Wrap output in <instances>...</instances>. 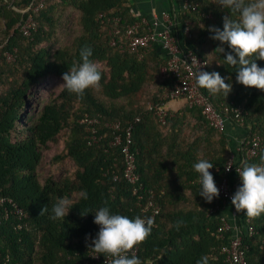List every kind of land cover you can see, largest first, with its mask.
Returning a JSON list of instances; mask_svg holds the SVG:
<instances>
[{"label":"trees","instance_id":"16d2710c","mask_svg":"<svg viewBox=\"0 0 264 264\" xmlns=\"http://www.w3.org/2000/svg\"><path fill=\"white\" fill-rule=\"evenodd\" d=\"M131 1L45 0L34 11L30 6L38 0H0V195L17 201L28 214L6 218L2 213L0 264H72L86 258L99 230L93 219L100 207L130 218L143 214L150 218L151 213L142 211L146 199L139 203L135 184L125 177L123 147L130 125L131 150L144 184L141 192L146 197L153 194L161 206L150 235L139 243L141 264H196L202 255L208 256L209 264H231L221 249L234 229L225 228L219 237L224 209L209 213L213 204L224 208L223 198L206 202L199 195V174L193 168L199 159H208L216 185L226 176L238 180L237 173L225 170L227 128H215L202 107L189 103L190 115L170 114L165 124L150 109V101L163 105L169 100L176 76L162 72L167 57L160 45L142 57L143 49L121 51L126 27L142 18ZM186 2L177 11L180 24L175 34L181 45L189 42L208 59L209 72L218 71L232 83L226 97L202 91L219 109L243 107V122L228 121L245 128L246 139L264 137V90L236 82L235 67L225 62L217 49L220 42L211 39L208 30L211 25L222 28L228 10L215 0ZM30 15L35 26L27 35L22 25ZM76 18L79 30L70 39L65 30ZM187 20L190 32L185 34ZM85 45L93 50L90 59L101 80L78 96L64 88L62 74L80 63L79 50ZM223 47L227 51V45ZM253 59L264 67V60ZM47 79H58L57 88L51 90L49 100L32 105L36 88ZM32 106L37 110L32 111ZM87 115L100 120L102 137L92 144L82 122ZM113 121H120L121 128L106 124ZM116 134H121V143H113ZM55 143L62 145L51 155ZM261 153L264 140L256 155L248 158L240 153L236 165L260 164ZM60 198L69 199L71 209L64 220H53L51 208ZM45 206L47 211L41 214ZM0 211L4 212L1 206ZM232 211L233 207L229 220L240 226L248 264H264V213L247 217L241 211L234 217Z\"/></svg>","mask_w":264,"mask_h":264},{"label":"clouds","instance_id":"9594fccd","mask_svg":"<svg viewBox=\"0 0 264 264\" xmlns=\"http://www.w3.org/2000/svg\"><path fill=\"white\" fill-rule=\"evenodd\" d=\"M229 15L223 17V26H209L211 39L219 41L217 49L224 53L225 62L236 69V82L247 87L264 90V67L258 66L255 56L264 60V0H215ZM227 45V51L223 45ZM93 50L82 46L79 50L80 63L62 74L63 86L69 93L82 96L84 91L96 86L101 80V72L90 59ZM226 79L229 82L226 83ZM195 82L199 88L210 94H223L225 97L232 90L230 78L218 71L199 69L195 73ZM260 164L242 162L236 169L241 183L231 197V203L237 213L243 212L247 217H256L264 213V153H261ZM199 174V195L212 202L218 198L219 189L215 183L213 163L208 159H199L193 164ZM230 168V166H229ZM84 198L87 194L84 193ZM69 199L60 198L51 208V219L64 220L71 207ZM47 207L41 209V214ZM93 222L98 225V232L92 238L90 249L105 257H111V264H141L139 257L129 255L133 249L151 233L152 218L139 216L130 218L120 213H113L106 206L96 210ZM196 264H209L207 255H202Z\"/></svg>","mask_w":264,"mask_h":264},{"label":"built area","instance_id":"2783aa9c","mask_svg":"<svg viewBox=\"0 0 264 264\" xmlns=\"http://www.w3.org/2000/svg\"><path fill=\"white\" fill-rule=\"evenodd\" d=\"M45 0H38V3L34 6H30L34 11L39 10L44 5ZM187 6V2L184 4ZM190 20H187L184 25V33L190 32ZM180 22L177 17V13L174 10L163 11L161 15L154 14L153 17L147 18L142 17L141 20H136L134 23L129 24L125 29V38L120 42L121 51H136L143 49L144 52H140L139 55L142 57L146 51L160 45L167 57L166 64L162 67V72L171 71L175 74L176 79L173 86L170 88L167 97L169 99L184 98L190 106H200L203 109V114L210 121L211 125L219 130L226 128V123L230 119H236L237 121H244L242 116L243 107L238 105L232 107L230 105L224 106L223 109L217 108L209 97L196 85L195 73L201 69L208 71V59L196 52L190 46H182L177 35L175 34L178 29ZM35 26L33 16L30 15L25 23L22 25V29L25 34L29 35L32 32V28ZM145 29H142V27ZM141 30V32H140ZM143 30V31H142ZM120 30H116L118 33ZM117 40L114 37L112 44H116ZM150 109H155L161 123L165 124L170 115V111L165 105H159L153 102L148 103ZM233 114V115H232ZM233 116V117H232ZM82 122L86 123L87 139L90 144L98 142L102 136H99L98 123L100 120L98 117H90L87 115L82 119ZM106 124L116 130L121 128L120 121L106 122ZM131 129L132 125L126 128L127 137L126 144L123 147L125 155L126 167L125 177L126 179L135 184L134 193L138 195L139 203L146 199V204L142 205V211H148L151 213L150 218L155 219L161 212V206L154 201L153 194L146 197L141 191L144 189V184L141 181L140 173L137 171V158L136 153L131 150ZM121 134H116L113 139V143L122 142ZM264 137L254 136L243 141L240 146L241 153L245 152L246 157H252L256 155L263 144ZM245 144V149L244 145ZM245 159V158H244ZM230 166V168H229ZM242 166H237L235 157L230 156L225 164L226 173L229 174ZM237 173V171H236ZM238 174V173H237ZM239 177V174H238ZM240 184V178L232 180L226 176L222 182L217 184L219 189V196L223 198V205L231 203V197L234 194L233 189H237ZM148 192V190H147ZM214 198L215 201L219 200ZM0 206L3 207V211H0V219L5 216L10 217L12 214L18 215V218L27 217L28 214L25 212L23 207L14 199L0 195ZM233 206V205H232ZM219 209H224L219 204H213L210 208L209 213L218 212ZM2 213L4 215L2 216ZM233 216H237L234 206L232 211ZM141 218H149L148 215H142ZM221 219L223 225L219 228V237H223L222 231L227 228L234 229V232L229 237V243L222 247L221 252L226 256V260L231 264H248L246 259V252L243 248V239L240 231V226L237 223L231 225L230 216L228 213L223 211L221 213ZM23 226L22 223L17 225L20 229ZM140 250L139 244L134 246L133 249L128 250L129 255H138ZM72 264H111V257H105L103 254H98L93 250L89 249L87 257L83 258Z\"/></svg>","mask_w":264,"mask_h":264},{"label":"crops","instance_id":"0c3cea01","mask_svg":"<svg viewBox=\"0 0 264 264\" xmlns=\"http://www.w3.org/2000/svg\"><path fill=\"white\" fill-rule=\"evenodd\" d=\"M131 3L134 5V10L140 16L151 19L154 14L161 15L163 11L174 10L178 13L177 11L185 8L184 4L186 3V0H132ZM184 45L189 46L190 44L189 42H186ZM164 105L173 116L177 113H180L182 116L183 114L190 115L186 106L187 101L184 98L169 99ZM226 128V136L229 144V149L226 155L227 161L230 156H234L236 162L241 153L240 146H242L243 141L246 139V129L232 121L227 122ZM232 173H236V171H232L230 175H232ZM232 207L233 206L226 204L224 211L229 214V210ZM233 223H236V220H234Z\"/></svg>","mask_w":264,"mask_h":264},{"label":"rangeland","instance_id":"374dc122","mask_svg":"<svg viewBox=\"0 0 264 264\" xmlns=\"http://www.w3.org/2000/svg\"><path fill=\"white\" fill-rule=\"evenodd\" d=\"M79 22H78V20H77V18L74 20V23H73V25L70 27V26H68V29L67 30H65V33L68 35V37H70V39L77 33V30L76 29H78L79 30V24H78ZM70 35V36H69ZM3 35L1 34L0 35V37H2ZM63 41L61 40V43H62ZM58 79H47V80H45V81H43L42 83H41V85H39V87H37L36 88V91L34 92V95H32V97H31V101H33V103H32V105L34 104L35 105V103L37 102V100H43V101H47V100H49L50 99V93H51V90L53 89V88H57V86H58ZM96 90H97V92L99 93V90H98V87L96 88ZM34 109H35V106H32L31 107V110L32 111H34ZM35 110H37V109H35ZM65 138V137H64ZM61 145H62V143H60ZM59 143L58 144H53L52 145V149H51V155H53V153L57 150V149H59L60 147H61V145H60ZM68 168H69V170L70 171H72V170H74V166H73V164L71 163V162H69V164H68Z\"/></svg>","mask_w":264,"mask_h":264}]
</instances>
